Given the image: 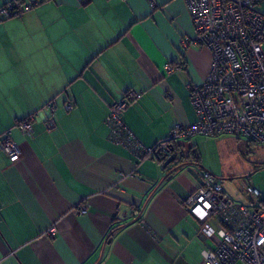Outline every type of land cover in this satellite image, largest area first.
I'll use <instances>...</instances> for the list:
<instances>
[{"label": "crops", "instance_id": "obj_1", "mask_svg": "<svg viewBox=\"0 0 264 264\" xmlns=\"http://www.w3.org/2000/svg\"><path fill=\"white\" fill-rule=\"evenodd\" d=\"M194 36L184 0H44L0 21V136L21 147L15 162L0 151V264H204L184 203L201 167L182 159L158 184L162 162H138L105 122L128 87L141 96L121 117L144 146L193 123L190 86L212 61L184 45ZM29 115L27 136L17 123Z\"/></svg>", "mask_w": 264, "mask_h": 264}, {"label": "built area", "instance_id": "obj_2", "mask_svg": "<svg viewBox=\"0 0 264 264\" xmlns=\"http://www.w3.org/2000/svg\"><path fill=\"white\" fill-rule=\"evenodd\" d=\"M40 0H14L0 8L1 17L20 15ZM193 23L195 36L184 43L200 44L210 49L212 61L205 80L191 85L190 103L196 120L191 124H175L168 135L152 146L138 141L122 120L129 104L141 91L126 88L122 97L113 101L105 117L111 141L131 151L137 161L167 158L177 141L196 134L216 136L231 134L246 137L264 145V0H184ZM165 70L172 67L165 64ZM54 112V102L46 104ZM66 110L73 103H64ZM33 115L17 123L19 130L30 136ZM47 130L55 126L47 117ZM0 151L12 162L21 155V147L8 132L0 136ZM200 182L184 200L188 211L200 223L204 264H264V207L249 208L222 190L221 182L211 172L199 170ZM247 192L254 198L260 192L246 182ZM258 200V199H257ZM257 200L255 202H257ZM75 212L87 213L84 204Z\"/></svg>", "mask_w": 264, "mask_h": 264}, {"label": "rangeland", "instance_id": "obj_3", "mask_svg": "<svg viewBox=\"0 0 264 264\" xmlns=\"http://www.w3.org/2000/svg\"><path fill=\"white\" fill-rule=\"evenodd\" d=\"M260 10L264 11V4ZM183 143L181 152L184 156L187 155L190 145H196L200 156L197 163L198 167H201L199 169L207 170L216 176L221 182L222 190L232 198L251 209L254 208L257 199H264L263 144L231 134L216 136L197 134ZM184 160L193 164L191 159ZM246 182L257 188L260 192L259 197L254 198L247 192Z\"/></svg>", "mask_w": 264, "mask_h": 264}, {"label": "water", "instance_id": "obj_4", "mask_svg": "<svg viewBox=\"0 0 264 264\" xmlns=\"http://www.w3.org/2000/svg\"><path fill=\"white\" fill-rule=\"evenodd\" d=\"M180 154H176L174 151L162 162L161 170L164 171V175L160 178L159 183L163 180H168L172 177L173 172L185 163L181 162Z\"/></svg>", "mask_w": 264, "mask_h": 264}, {"label": "trees", "instance_id": "obj_5", "mask_svg": "<svg viewBox=\"0 0 264 264\" xmlns=\"http://www.w3.org/2000/svg\"><path fill=\"white\" fill-rule=\"evenodd\" d=\"M12 1H14V0H9V1H6L5 3H3L1 6H0V8H2V7H6V5L8 4V3H10V2H12ZM25 1H29V0H25ZM44 0H40L36 5H38V4H40L41 2H43ZM35 5V6H36ZM34 7V6H33ZM7 17H1L0 18V21L1 20H3V19H6ZM9 18V17H8ZM25 119V118H24ZM24 119H22V120H24ZM21 120V121H22ZM20 122V121H19ZM177 144H175L174 145V148H173V150H172V152L174 151L176 154H179L178 152H177ZM180 160H182V159H185V158H188V159H191L192 160V162L194 163V164H197L198 162H199V156H198V154H197V149L194 147V146H192V147H190L189 148V151L187 152V155H183V154H180ZM166 159V158H165ZM165 159H163V160H158V161H160V162H163ZM199 172V171H198ZM258 202H259V204H258ZM255 207L256 208H262V207H264V199H258L257 200V202L255 203Z\"/></svg>", "mask_w": 264, "mask_h": 264}]
</instances>
